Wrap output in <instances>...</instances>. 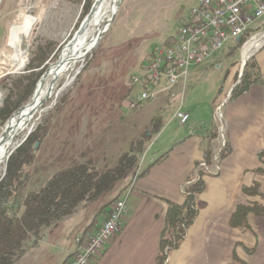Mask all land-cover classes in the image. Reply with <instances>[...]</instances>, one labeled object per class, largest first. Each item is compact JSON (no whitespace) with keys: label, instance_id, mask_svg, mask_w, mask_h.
<instances>
[{"label":"rangeland","instance_id":"374dc122","mask_svg":"<svg viewBox=\"0 0 264 264\" xmlns=\"http://www.w3.org/2000/svg\"><path fill=\"white\" fill-rule=\"evenodd\" d=\"M196 1L117 2L116 13L107 31L102 34L94 50L70 75V85L64 88L66 80L58 81L57 96L43 105L41 114L32 122V133L40 130L39 142L38 146L33 148V159L27 168L30 178L24 185V193L39 188L52 176L75 164L88 163L99 174L112 170L119 165L121 156L130 154L138 142L152 134L142 151L136 155V167L121 180L130 182L119 198L126 200V214L123 217L125 223L130 202L128 196L126 198L128 190L134 187L136 181L148 169L146 166L150 156L158 154L155 147L157 141L159 140V145H170L167 140L169 132L162 138L156 135L160 124L169 125L171 114L179 107L191 108L194 113L203 115L213 112L217 126L218 118L224 122L223 109L219 111L218 108L226 102L219 101L225 94L234 71V78H238L244 47L250 46L258 37L264 35V25L256 31L250 30L246 33L243 38L247 40L241 48H237L236 44L233 47L228 44L200 66L191 67L186 82L179 83L172 90L173 97L163 92L154 100L143 103L138 109L128 108L129 98L139 90L131 84V77L140 74L156 46L169 43L175 38L179 27L187 21L191 9L195 7ZM86 3V0H1L0 109L7 100L11 106L23 100L17 110L31 101L36 84L48 67L57 61L86 17ZM107 19L99 25L98 30L106 26ZM27 23L32 26L27 36L22 38L23 67L17 69L12 63L11 28L23 27ZM230 48L227 56L233 54L232 60H237L234 65H231L233 61L230 59L228 63L221 60L217 64L218 67L211 66ZM42 69L43 74L38 77L32 93L27 95L33 75H38ZM72 98L78 100V104H75L78 109L87 107L86 117L89 118L90 130L88 137L80 145L71 143L70 134L57 143L53 141L47 144V141L43 140L49 125L55 123V118ZM226 98L227 94L224 99ZM6 121H0V134ZM24 137L25 134H21L16 144ZM6 163L4 162L0 169V180L6 173ZM113 194L114 191H109L101 195L97 201L88 204L85 213L91 215L94 209H99L100 203L110 200ZM82 222V214L79 212L44 231L43 238L36 246L32 247L31 240L26 241L24 248L28 249V252L14 264H57L66 255L67 250L64 248L71 247L74 239L84 233Z\"/></svg>","mask_w":264,"mask_h":264},{"label":"crops","instance_id":"0c3cea01","mask_svg":"<svg viewBox=\"0 0 264 264\" xmlns=\"http://www.w3.org/2000/svg\"><path fill=\"white\" fill-rule=\"evenodd\" d=\"M252 46L244 47L241 60ZM257 47L251 57L254 72L262 79L251 85L247 92L223 105V147L213 112L203 115L194 113L191 108L179 107L175 113L181 111L189 116L184 126L178 124L173 118L175 113H172L169 125L160 124L156 134L162 138L169 132V147L159 145L157 141L155 147L158 154L150 156L148 169L126 195L130 201L126 222L89 264H264V159L258 158V154L264 151V41ZM230 50L211 66L221 60L226 63L232 60L233 54L227 56ZM232 61L231 65H234L237 60L234 58ZM234 76L235 71L219 103L226 100L224 98L232 87ZM159 87L155 98L163 92L169 97L174 96V87L167 90L163 83ZM75 104L78 100L74 98L67 102L55 118V123L49 125L44 142L57 143L70 134L72 144L84 143L90 133L87 107L78 109ZM218 153V176H206L201 169L200 178L196 181V168L202 163L210 164L212 157ZM200 180L202 190L195 195L188 193L187 189ZM127 183L118 181L110 190L115 193L112 198L100 203L99 209H94L91 215L85 210L88 204L97 200L78 205L71 215L57 222L81 212L82 228L85 229L81 236L74 239L71 247L64 248L66 255L57 264H66L73 259L79 247L77 239L84 242L96 233L113 202L120 200L129 187L130 182ZM188 183L186 194H183L180 187ZM255 184L259 195H249L244 191ZM191 195L195 217L181 243L176 248L173 243L166 246L172 247L166 255L164 250H160V245L168 205H183L185 197ZM256 205L259 210L247 213L243 219L235 221L237 224L234 223L232 217L238 207ZM53 225L41 230L38 241L43 238V232Z\"/></svg>","mask_w":264,"mask_h":264},{"label":"trees","instance_id":"16d2710c","mask_svg":"<svg viewBox=\"0 0 264 264\" xmlns=\"http://www.w3.org/2000/svg\"><path fill=\"white\" fill-rule=\"evenodd\" d=\"M86 1L85 13L88 14L94 1ZM246 40L247 38H240L235 43L237 48H241ZM43 71L44 69L40 70L38 75H33L27 95L32 93ZM254 71L251 57L246 63L240 83L233 89L228 102L247 92L251 85L262 79ZM234 79L232 85L237 81V76ZM22 101L14 106H11L8 100L5 101L0 109V121L4 123L22 105ZM39 131L38 129L30 134L11 155L6 163L5 176L0 180V264L18 262L28 252V249L24 248L26 241L31 240L32 247L36 246L43 228L71 215L78 205L94 202L101 195L112 190L118 181L136 167L138 162L136 155L142 151L145 142L152 137V134H149L147 139L137 143L130 154L121 156L119 165L112 170L99 174L88 163L75 164L52 176L41 187L24 193V185L30 178L27 168L33 159V148L39 142ZM258 158L264 159V151L258 154ZM187 190L193 195L198 194L202 190L201 180ZM257 190L258 187L255 184L244 191L249 195H259ZM193 195L186 196L183 205H168L161 234V251L172 243H175L174 248L181 243L182 225L187 228L195 217ZM257 210H259L257 205L238 207L232 219L235 223L239 218L243 219L247 213ZM158 262H161L160 258Z\"/></svg>","mask_w":264,"mask_h":264},{"label":"built area","instance_id":"2783aa9c","mask_svg":"<svg viewBox=\"0 0 264 264\" xmlns=\"http://www.w3.org/2000/svg\"><path fill=\"white\" fill-rule=\"evenodd\" d=\"M263 25L264 0H197L175 38L169 43L156 46L140 74L131 77V84L139 90L129 98L128 108L138 109L146 101L153 100L161 83L165 84L167 90L181 82L185 83L191 67L200 66L218 54L224 46L234 45L250 30L256 31ZM173 118L181 126L189 120L188 114L181 111H177ZM223 127L222 120L218 118L222 147L225 134ZM201 169L206 176H218L219 153L212 157L210 164L202 163L196 168V181L200 178ZM189 184L180 187L183 194H186L185 189ZM125 214V201H114L96 233L84 242L76 240L78 250L66 264H89L92 257L101 252L121 230ZM182 230L183 235L180 237L184 239L187 228L182 225ZM171 248L166 247L164 253L167 255Z\"/></svg>","mask_w":264,"mask_h":264},{"label":"bare ground","instance_id":"6f19581e","mask_svg":"<svg viewBox=\"0 0 264 264\" xmlns=\"http://www.w3.org/2000/svg\"><path fill=\"white\" fill-rule=\"evenodd\" d=\"M1 1V0H0ZM119 0H98L96 7L89 22L80 29L74 38L67 44L65 49L60 54L59 62L57 61L48 67V74L43 77L37 84L34 98L29 102L30 105H25L15 112L14 117L5 124L0 134V169L6 159V150L9 147L16 145V140L21 134H25L34 118L41 114L42 108L38 106L39 102L43 100L48 91L53 86V81L66 80L64 88L68 87L72 78L70 75L76 67L83 62L86 56L91 53L98 42V35L107 31L105 26L98 30L99 25L106 19L110 20L112 14L116 13V4ZM94 2H96L94 0ZM32 24L27 23L23 27L13 26L11 28V46L13 50L12 63L20 69L23 67V51L21 50L22 38L27 36L30 32ZM102 33V34H103ZM264 41V35L258 37L253 43L252 49H248L244 60L241 64L252 54L254 49ZM250 47V46H249ZM258 48V47H257ZM88 52V54H86ZM86 54V55H85ZM76 72V71H75ZM222 107H219L220 111ZM221 115V114H220ZM225 128H222V131ZM12 143V144H11ZM11 144V145H10Z\"/></svg>","mask_w":264,"mask_h":264},{"label":"water","instance_id":"95a60500","mask_svg":"<svg viewBox=\"0 0 264 264\" xmlns=\"http://www.w3.org/2000/svg\"><path fill=\"white\" fill-rule=\"evenodd\" d=\"M95 1H96V2H94V4H92V6H91V8H90L88 14L86 15V17L83 19V21L80 23V25H79V27L77 28V30H76V31L74 32V34L72 35L71 40H72V39L74 38V36L80 31V29L83 28V26L86 25V24L89 22V20H90V18H91V15H92L93 12H94V9H95V7H96V4H97V1H98V0H95ZM0 3H1V1H0ZM116 10H117V7H116ZM114 15H115V14H112L110 20L107 22V24H106V26H105V27H106L105 30L108 29V27H109L111 21H112L113 18H114ZM103 31H104V29L102 30L101 34L98 35V42H99V40H100V38H101V36H102ZM71 40H70V41H71ZM70 41H69V42H70ZM69 42H68V43H69ZM253 53H254V52H253ZM253 53H252V55H253ZM86 54H88V52H86ZM86 54H85V55H86ZM252 55H250V56L246 59V61H245L244 63L241 64V66H240V70H239V74H238V78H237V81H236L235 84L232 85V87L229 89V92H228L227 98H226V100H225L224 102H227V101L230 99V97H231V93H232L233 89H234V88L240 83V80H241V77H242V74H243L244 68H245V66H246V63H247V61L251 58ZM58 62H59V60L57 61V63H58ZM47 74H48V69L44 72V74L42 75V77L40 78V80H41L43 77H45ZM40 80H39V81H40ZM57 82H58V81H53V86H52V88L48 91V93H47L46 96L43 98V100H41V101L39 102V104H38L39 107L42 108V106H43V105H44L49 99H51V98L57 96V94H58V92H59ZM38 83H39V82H38ZM38 83H37V84H38ZM37 84H36V86H35V89H34V92H33V95H32V98H31V99L34 98L35 90H36ZM27 105H30V104L28 103ZM221 106L223 107V105H221ZM40 111H42V110H40ZM14 115H15V113H13V114L11 115V117L6 121L5 124H7V123H8V122L14 117ZM32 128H33V125L30 126L29 130L25 133V137L23 138V140H22L20 143L16 144L14 147L11 146L10 148H9V147L7 148V150H6V159H5L4 162H7L8 159L11 157V155L16 151V149L19 148V147H20V146L26 141V139H27V138L29 137V135L32 133ZM11 144H12V143H11ZM11 144H10V145H11ZM37 146H38V143L35 144V148H36ZM4 176H5V174H4ZM4 176H3V177H4ZM3 177H2V178H3ZM2 178H1V179H2Z\"/></svg>","mask_w":264,"mask_h":264}]
</instances>
